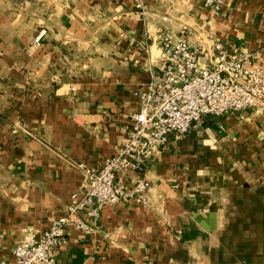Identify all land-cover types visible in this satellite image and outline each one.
Returning <instances> with one entry per match:
<instances>
[{"label": "crops", "instance_id": "0c3cea01", "mask_svg": "<svg viewBox=\"0 0 264 264\" xmlns=\"http://www.w3.org/2000/svg\"><path fill=\"white\" fill-rule=\"evenodd\" d=\"M0 0V256L45 229L83 179L128 138L162 35L219 40L264 67V0ZM44 33L40 34L41 31ZM206 57L202 59L205 63ZM143 200L105 205L66 229L56 264H264V105L205 115L127 168Z\"/></svg>", "mask_w": 264, "mask_h": 264}, {"label": "built area", "instance_id": "2783aa9c", "mask_svg": "<svg viewBox=\"0 0 264 264\" xmlns=\"http://www.w3.org/2000/svg\"><path fill=\"white\" fill-rule=\"evenodd\" d=\"M134 1L135 8L142 11L144 0ZM201 1L215 11L224 5V0ZM182 29L181 38L162 35L158 40V61L147 65L150 77L137 92L139 107L131 115L128 138L99 168L78 162L83 179L70 194L63 214L45 229H23L12 248V264H56L54 250L66 242L68 227L89 233L103 206L121 199L143 200L149 186L145 174H138L130 185L118 174L127 168L141 172L146 159L164 146L171 134L182 137L205 115L261 110L264 67L257 64L253 54L230 51L213 37H208V45H192L187 38L188 27L183 25ZM204 57L207 59L202 63ZM3 236L0 227V246ZM0 264L10 262L0 256Z\"/></svg>", "mask_w": 264, "mask_h": 264}]
</instances>
